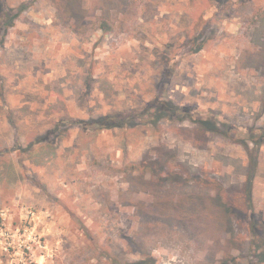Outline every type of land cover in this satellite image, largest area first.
Wrapping results in <instances>:
<instances>
[{
	"label": "rangeland",
	"instance_id": "1",
	"mask_svg": "<svg viewBox=\"0 0 264 264\" xmlns=\"http://www.w3.org/2000/svg\"><path fill=\"white\" fill-rule=\"evenodd\" d=\"M141 260L264 264V0H0V264Z\"/></svg>",
	"mask_w": 264,
	"mask_h": 264
},
{
	"label": "trees",
	"instance_id": "2",
	"mask_svg": "<svg viewBox=\"0 0 264 264\" xmlns=\"http://www.w3.org/2000/svg\"><path fill=\"white\" fill-rule=\"evenodd\" d=\"M11 25V24H10ZM191 111V108L188 106L180 105L175 103L172 99H161L156 98L151 103H149L143 110L142 113L147 115H153L157 116L158 119L165 118V117H173L174 115H182L184 113H188ZM191 116V114H190ZM181 120H184L185 118L181 116ZM190 119L194 121L195 123H198L202 127L204 126L206 129L217 132L219 131V124L218 121H216L215 117L211 116H205V118H194V116H191ZM94 123L98 124L101 128H113V127H124L127 124L126 118L123 117L121 114H106L99 118L94 119ZM220 123V122H219ZM96 124V125H97ZM221 127V126H220ZM252 134H254V131L251 130ZM252 223V227H253ZM132 264H146L145 260L137 261ZM222 264H227V261H224Z\"/></svg>",
	"mask_w": 264,
	"mask_h": 264
}]
</instances>
